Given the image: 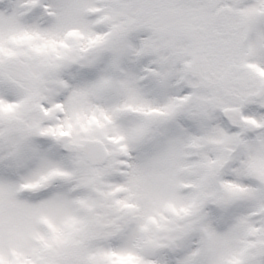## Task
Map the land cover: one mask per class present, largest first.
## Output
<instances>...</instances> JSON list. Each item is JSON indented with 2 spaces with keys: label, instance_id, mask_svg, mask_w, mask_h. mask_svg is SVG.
<instances>
[{
  "label": "snow or ice",
  "instance_id": "snow-or-ice-1",
  "mask_svg": "<svg viewBox=\"0 0 264 264\" xmlns=\"http://www.w3.org/2000/svg\"><path fill=\"white\" fill-rule=\"evenodd\" d=\"M0 264H264V0H0Z\"/></svg>",
  "mask_w": 264,
  "mask_h": 264
}]
</instances>
